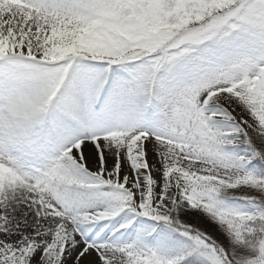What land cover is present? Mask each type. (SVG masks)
<instances>
[{"label":"snow or ice","instance_id":"obj_1","mask_svg":"<svg viewBox=\"0 0 264 264\" xmlns=\"http://www.w3.org/2000/svg\"><path fill=\"white\" fill-rule=\"evenodd\" d=\"M0 264H264V0H0Z\"/></svg>","mask_w":264,"mask_h":264}]
</instances>
